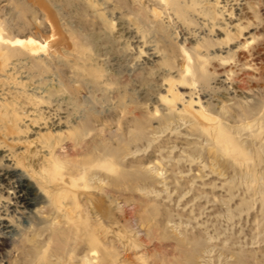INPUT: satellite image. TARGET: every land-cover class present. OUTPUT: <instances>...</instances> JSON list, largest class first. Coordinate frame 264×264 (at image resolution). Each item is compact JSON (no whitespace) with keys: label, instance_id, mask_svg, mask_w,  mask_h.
<instances>
[{"label":"rangeland","instance_id":"rangeland-1","mask_svg":"<svg viewBox=\"0 0 264 264\" xmlns=\"http://www.w3.org/2000/svg\"><path fill=\"white\" fill-rule=\"evenodd\" d=\"M44 1L0 0V264H264V0Z\"/></svg>","mask_w":264,"mask_h":264},{"label":"bare ground","instance_id":"bare-ground-1","mask_svg":"<svg viewBox=\"0 0 264 264\" xmlns=\"http://www.w3.org/2000/svg\"><path fill=\"white\" fill-rule=\"evenodd\" d=\"M30 1L32 2L31 5L33 7H35V8H37L38 11L41 13V15L43 16L44 21L49 24V27L51 29V33H50L49 38L53 39L54 36L56 35V30L57 29L55 27V25H56L55 20L52 18V15H51V12L49 10L48 5L45 3L44 0H30ZM161 1L164 2V5H165V3H166L165 0H161ZM155 13L158 14V12H156V10H155ZM1 42H7L10 46L22 47L24 50H26L29 53L37 52L38 49L41 46L39 43H37L35 40H33L30 37L26 38L24 40L23 39H15V40H11V41H6L3 37L0 36V43ZM2 55L3 54L0 51V61H2V59H3ZM184 56H185L186 60L189 59V57H188V55H186V53H184ZM184 69H185L186 72L190 71V66L188 65V63H186L184 65ZM47 170L48 169H47V167H45V164L40 166L39 176L41 177V180H45L46 181V177L48 176V175L46 176ZM57 176L60 178L61 177V172H58ZM61 179L62 178H60V180ZM56 180H57L56 176L52 175L50 181L53 182V181H56ZM13 189H14L13 193L15 191L16 194H17L16 199H19L18 203H21V204H23L25 206H28V205L32 204L30 202V200H29V197H28L29 194H30V191H31V187L30 186H28L27 184L23 183L22 181H18L16 183V185L13 186ZM45 193L48 195L50 192L46 190ZM76 193H77V190H75V187H73L72 190H70L69 194L66 193L64 195L68 194L70 196H74ZM80 195H82V199H84L85 202H86V198H88L87 199L88 201L86 202L87 204L90 201L89 204H88L87 210H89V213H91V216H93L94 223H95V220H96V223L94 225L99 224L97 222V219H98V216H100V215L102 217V212H103V203H102L101 198L100 197H94L95 194H93L91 192H83ZM62 197H64V196L63 195H59L58 196V204L59 205L61 204L59 199H61ZM90 197H93V198H91L92 200L89 199ZM89 205H91V207H89ZM104 217H105V215H104ZM84 224H86V226H88L91 229V231H92V228L90 227L91 224L89 223L88 219H85V223ZM0 228L1 229H5L6 228L3 225V221L1 219V217H0ZM91 236L94 238L93 234H91Z\"/></svg>","mask_w":264,"mask_h":264}]
</instances>
